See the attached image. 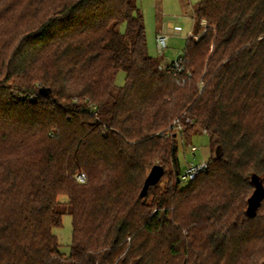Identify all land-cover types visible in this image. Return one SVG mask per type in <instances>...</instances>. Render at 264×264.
Here are the masks:
<instances>
[{"label": "trees", "instance_id": "1", "mask_svg": "<svg viewBox=\"0 0 264 264\" xmlns=\"http://www.w3.org/2000/svg\"><path fill=\"white\" fill-rule=\"evenodd\" d=\"M193 21L174 76L137 0H0V264H264V0H200ZM198 128L213 156L183 185Z\"/></svg>", "mask_w": 264, "mask_h": 264}, {"label": "rangeland", "instance_id": "2", "mask_svg": "<svg viewBox=\"0 0 264 264\" xmlns=\"http://www.w3.org/2000/svg\"><path fill=\"white\" fill-rule=\"evenodd\" d=\"M188 2H190L189 6L187 5ZM199 2L200 0H137L138 7L145 20L149 53L160 61V65L172 63L179 56L184 55L187 39L194 27L192 18ZM203 26L204 29L201 34L196 36L197 40L201 39L206 33V22H203ZM160 30H164L165 33L170 35L169 48L166 50L163 58L160 56L156 45V35ZM125 78V72H119L116 84L123 86ZM200 86L203 87L204 84L202 83ZM177 122L175 121L174 124H177ZM178 142L181 172L183 173L189 164L208 162L213 156L210 137L201 128L195 131L190 140H181L179 138ZM190 146L196 147L197 152L195 154L189 150ZM185 184L183 182V185ZM164 185H166V181H164ZM60 201L66 202L68 199L61 197ZM61 210L65 212L62 227L55 228L53 232L59 239L61 253L68 256L72 245L73 220L66 204L61 205Z\"/></svg>", "mask_w": 264, "mask_h": 264}, {"label": "built area", "instance_id": "3", "mask_svg": "<svg viewBox=\"0 0 264 264\" xmlns=\"http://www.w3.org/2000/svg\"><path fill=\"white\" fill-rule=\"evenodd\" d=\"M191 36V35H190ZM170 35L165 33L164 30H160L156 35V45L158 48V52L161 57H164L166 50L169 48ZM183 56H179L172 63H163L159 66L160 71H165L167 67H171L173 70V75L176 76L178 73L183 71L182 60ZM177 83L179 85H184L186 83V79H178ZM181 129V128H180ZM189 150L194 154L197 152L196 147L190 146ZM208 168V163L204 162L201 164L191 163L187 166L186 171L181 172L180 180L184 183L190 182L194 180L198 175H200L203 171ZM77 180L81 183H85L87 178L84 174H79Z\"/></svg>", "mask_w": 264, "mask_h": 264}, {"label": "water", "instance_id": "4", "mask_svg": "<svg viewBox=\"0 0 264 264\" xmlns=\"http://www.w3.org/2000/svg\"><path fill=\"white\" fill-rule=\"evenodd\" d=\"M165 170L161 166H154L147 179L145 181L144 190H148L150 187L157 185L160 180L163 178ZM256 190L253 196L249 199L248 213L251 217H256L257 210L264 200V187L262 183L255 178Z\"/></svg>", "mask_w": 264, "mask_h": 264}, {"label": "crops", "instance_id": "5", "mask_svg": "<svg viewBox=\"0 0 264 264\" xmlns=\"http://www.w3.org/2000/svg\"><path fill=\"white\" fill-rule=\"evenodd\" d=\"M187 5L189 6V5H190V2H188ZM193 16H194V15H193ZM192 20H193V18H192ZM178 26H180V25H178ZM192 32H193V31H192ZM192 32H191V34H192ZM162 58H163V57H162Z\"/></svg>", "mask_w": 264, "mask_h": 264}]
</instances>
